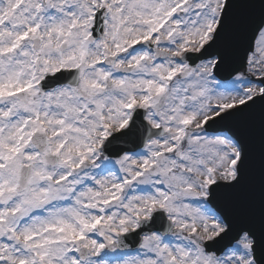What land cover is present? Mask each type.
I'll list each match as a JSON object with an SVG mask.
<instances>
[{
    "label": "snow or ice",
    "instance_id": "1",
    "mask_svg": "<svg viewBox=\"0 0 264 264\" xmlns=\"http://www.w3.org/2000/svg\"><path fill=\"white\" fill-rule=\"evenodd\" d=\"M0 264H264V0H0Z\"/></svg>",
    "mask_w": 264,
    "mask_h": 264
}]
</instances>
